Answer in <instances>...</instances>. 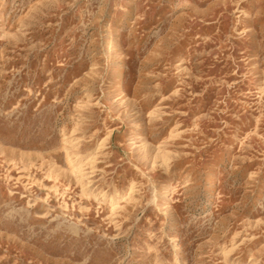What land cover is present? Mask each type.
Listing matches in <instances>:
<instances>
[{"label": "rangeland", "instance_id": "rangeland-1", "mask_svg": "<svg viewBox=\"0 0 264 264\" xmlns=\"http://www.w3.org/2000/svg\"><path fill=\"white\" fill-rule=\"evenodd\" d=\"M0 264H264V0H0Z\"/></svg>", "mask_w": 264, "mask_h": 264}]
</instances>
